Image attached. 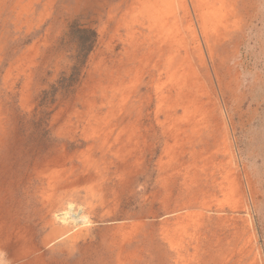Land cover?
Wrapping results in <instances>:
<instances>
[{
  "label": "rangeland",
  "instance_id": "374dc122",
  "mask_svg": "<svg viewBox=\"0 0 264 264\" xmlns=\"http://www.w3.org/2000/svg\"><path fill=\"white\" fill-rule=\"evenodd\" d=\"M0 264H264V0H0Z\"/></svg>",
  "mask_w": 264,
  "mask_h": 264
},
{
  "label": "bare ground",
  "instance_id": "6f19581e",
  "mask_svg": "<svg viewBox=\"0 0 264 264\" xmlns=\"http://www.w3.org/2000/svg\"><path fill=\"white\" fill-rule=\"evenodd\" d=\"M76 210H77V208H75L73 206V204H69V205L66 206V208L60 214H58L57 218L62 223L73 222L72 219L75 222H77L80 219L84 223L85 220L83 218L82 208L79 207L78 210H77V212H76ZM78 213H80V214H78ZM75 215H77V216H75Z\"/></svg>",
  "mask_w": 264,
  "mask_h": 264
},
{
  "label": "water",
  "instance_id": "95a60500",
  "mask_svg": "<svg viewBox=\"0 0 264 264\" xmlns=\"http://www.w3.org/2000/svg\"><path fill=\"white\" fill-rule=\"evenodd\" d=\"M80 212V211H79ZM78 214H80V213H78ZM75 216H77V215H75Z\"/></svg>",
  "mask_w": 264,
  "mask_h": 264
}]
</instances>
